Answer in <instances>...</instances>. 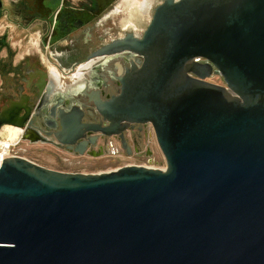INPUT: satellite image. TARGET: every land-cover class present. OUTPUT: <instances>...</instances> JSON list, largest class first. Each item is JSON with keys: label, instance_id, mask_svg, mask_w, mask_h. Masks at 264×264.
<instances>
[{"label": "water", "instance_id": "obj_1", "mask_svg": "<svg viewBox=\"0 0 264 264\" xmlns=\"http://www.w3.org/2000/svg\"><path fill=\"white\" fill-rule=\"evenodd\" d=\"M110 46L142 59L102 113L151 123L166 167L4 158L0 264H264V0H162Z\"/></svg>", "mask_w": 264, "mask_h": 264}, {"label": "flooded vegetation", "instance_id": "obj_2", "mask_svg": "<svg viewBox=\"0 0 264 264\" xmlns=\"http://www.w3.org/2000/svg\"><path fill=\"white\" fill-rule=\"evenodd\" d=\"M54 1L23 0V6L33 9L20 11H3L0 6V19L11 21L0 25V128L18 126L21 142L75 156L100 157L120 151L126 156H150L142 142L152 133L151 123L113 121L102 111L121 94L120 79L126 70L139 66L142 59L134 51L110 45L129 35L140 38L162 0H153L143 10L149 13L139 24L125 22V9L115 12L120 0H80L78 5L76 0H59L55 6ZM211 77L222 80L215 74ZM63 124H79V128L67 134ZM110 124L121 127L109 134L95 129ZM125 166L130 165L117 169Z\"/></svg>", "mask_w": 264, "mask_h": 264}, {"label": "rangeland", "instance_id": "obj_3", "mask_svg": "<svg viewBox=\"0 0 264 264\" xmlns=\"http://www.w3.org/2000/svg\"><path fill=\"white\" fill-rule=\"evenodd\" d=\"M79 1L80 0H76L75 4L78 5ZM152 1L153 0H151L145 8L148 7ZM58 3L59 0H55L53 4L55 6ZM120 4L121 9H125L127 13L124 15L125 22L135 20L138 24L139 22L144 23L147 18V13H149L143 11L145 8L140 9L132 0H120ZM12 15L14 14L12 13ZM9 19H13V17L10 16ZM10 22L11 21H8V18L3 17L0 19V25H10ZM1 30L2 29L0 28V32ZM27 48H29L30 51H33V47L30 44L27 45ZM209 81L216 84H222V80L219 77H211ZM145 147L150 150V156H137L135 154L126 156L121 151L116 155L105 154L100 157L75 156L62 150H56L47 145L31 144L28 141L20 142L16 149L20 155L40 165L68 172H108L115 170L122 165L128 164L164 169L166 167V161L158 146L153 129L151 135L148 137L145 136L142 142V149H145ZM113 148L116 149V145H114Z\"/></svg>", "mask_w": 264, "mask_h": 264}, {"label": "bare ground", "instance_id": "obj_4", "mask_svg": "<svg viewBox=\"0 0 264 264\" xmlns=\"http://www.w3.org/2000/svg\"><path fill=\"white\" fill-rule=\"evenodd\" d=\"M132 1L135 2V4H137V7L142 9V8H145V6H147L151 0H132ZM119 7L120 5H117L115 7V12L119 9ZM53 70H54V73H53L54 76H57L55 69ZM20 132L21 130L18 128V126L10 125V124L3 126L2 128H0V137L2 138V141H0V143H8L9 141H14L19 136Z\"/></svg>", "mask_w": 264, "mask_h": 264}, {"label": "built area", "instance_id": "obj_5", "mask_svg": "<svg viewBox=\"0 0 264 264\" xmlns=\"http://www.w3.org/2000/svg\"><path fill=\"white\" fill-rule=\"evenodd\" d=\"M0 141L2 138L0 137ZM21 142L20 134L14 141H9L8 143H0V164L4 158L8 157H23L17 151V146ZM25 158V157H24Z\"/></svg>", "mask_w": 264, "mask_h": 264}, {"label": "crops", "instance_id": "obj_6", "mask_svg": "<svg viewBox=\"0 0 264 264\" xmlns=\"http://www.w3.org/2000/svg\"><path fill=\"white\" fill-rule=\"evenodd\" d=\"M2 1V10L5 11V10H11V9H16L17 11H20V10H28V9H33V8H30V7H27L26 5H22V1L23 0H1ZM123 1V0H122ZM16 3L18 5H16ZM135 3V2H134ZM121 10V4H120V7L117 11ZM50 68V72L51 73H54V68L53 67H49Z\"/></svg>", "mask_w": 264, "mask_h": 264}]
</instances>
